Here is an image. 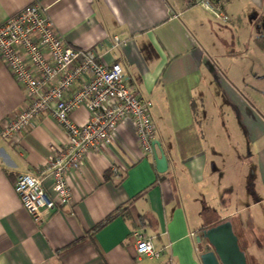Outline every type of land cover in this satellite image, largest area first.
Returning <instances> with one entry per match:
<instances>
[{
  "label": "crops",
  "instance_id": "1",
  "mask_svg": "<svg viewBox=\"0 0 264 264\" xmlns=\"http://www.w3.org/2000/svg\"><path fill=\"white\" fill-rule=\"evenodd\" d=\"M33 2L67 43L117 62L126 87L151 103L155 153L166 169L155 171L125 119L110 144L67 175L68 203L42 212L36 225L12 185L17 174H36L65 132L44 114L30 131L0 139V264H201L206 243L196 238L224 221L237 244L264 253V110L257 104L264 90L256 74L264 51L253 42L264 35V0H219L228 23L192 0H0V22ZM113 36L121 42L113 45ZM22 102L0 61V125ZM87 118L83 108L68 114L75 126ZM42 187L49 192V178ZM135 230L151 239L157 259L135 257Z\"/></svg>",
  "mask_w": 264,
  "mask_h": 264
},
{
  "label": "built area",
  "instance_id": "2",
  "mask_svg": "<svg viewBox=\"0 0 264 264\" xmlns=\"http://www.w3.org/2000/svg\"><path fill=\"white\" fill-rule=\"evenodd\" d=\"M215 20L228 23L219 0H192ZM113 45L121 41L112 37ZM0 61L21 87L19 110L3 120L0 139L12 140L30 131L48 114L65 132L66 142L55 148L36 174H17L12 185L20 206L36 225L42 212H57L67 204L70 191L66 177L79 170L84 158L110 144L118 123L129 119L141 151L153 157L157 133L150 117L151 103L126 87L117 62L105 63L92 49L67 43L46 8L29 3L0 22ZM83 108L87 121L75 126L68 114ZM112 174L118 178L115 170ZM49 178V192L42 187ZM136 258L157 259L160 251L141 232H131Z\"/></svg>",
  "mask_w": 264,
  "mask_h": 264
},
{
  "label": "water",
  "instance_id": "3",
  "mask_svg": "<svg viewBox=\"0 0 264 264\" xmlns=\"http://www.w3.org/2000/svg\"><path fill=\"white\" fill-rule=\"evenodd\" d=\"M155 149L159 150L158 142H154ZM155 171L159 174L166 169V160L162 152L153 154ZM206 244L205 251L199 255L201 264H246L245 256L239 249L237 239L232 232L228 221L221 222L213 227L201 231L200 238Z\"/></svg>",
  "mask_w": 264,
  "mask_h": 264
},
{
  "label": "rangeland",
  "instance_id": "4",
  "mask_svg": "<svg viewBox=\"0 0 264 264\" xmlns=\"http://www.w3.org/2000/svg\"><path fill=\"white\" fill-rule=\"evenodd\" d=\"M225 27L229 28L232 31L231 35L230 34L227 35V38L233 39V36H232V34L234 33L233 28L231 26H228V25H225ZM228 33H229V30H228ZM245 38H246V40H248L247 37L244 36V33H241L239 35V40L243 43H245L244 42ZM247 43H249V42H247ZM242 54H244V53H242ZM245 54L249 56L248 52ZM246 61L247 60H245V62H242L240 70H243V66L247 65V68L244 69L245 72L247 73L248 71H251V68H250L251 64L249 62H246ZM248 61H250V60H248ZM257 62H256V74H257V78H258L257 87L261 88V86H259V83L262 82L263 83L262 89L264 90V82H263V80H264V59H262V61L260 62V58H257ZM243 63H245V64H243ZM252 65H253V63H252ZM259 79H263V80L260 81ZM257 104H258V107H260V109L264 110V97L258 98ZM246 200H250V198H246ZM244 204L245 203L242 202L241 205L243 206ZM249 212L250 211H246L245 213H243L242 216L249 215ZM205 248L206 247L203 246V249H205ZM239 248L242 251V253L244 254L245 260L247 261V264H264V253L261 251H257L253 243H251L250 245L242 244V246L239 244ZM206 249H208V247Z\"/></svg>",
  "mask_w": 264,
  "mask_h": 264
},
{
  "label": "trees",
  "instance_id": "5",
  "mask_svg": "<svg viewBox=\"0 0 264 264\" xmlns=\"http://www.w3.org/2000/svg\"><path fill=\"white\" fill-rule=\"evenodd\" d=\"M254 45L259 49L264 51V35L257 36L253 39ZM127 206V205H126ZM126 207H119L117 208L113 213H111L109 216H107L102 222H100L98 225H96L92 230L91 233L96 232L98 229H100L103 225H105L107 222L112 220L117 215H121ZM140 220L142 221V218L140 217ZM239 247V244H238ZM240 249V248H239ZM247 264V261H246Z\"/></svg>",
  "mask_w": 264,
  "mask_h": 264
}]
</instances>
